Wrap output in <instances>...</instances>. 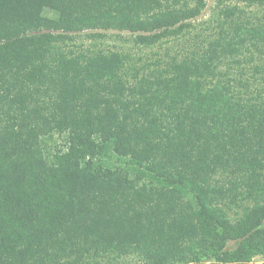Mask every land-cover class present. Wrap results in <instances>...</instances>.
Wrapping results in <instances>:
<instances>
[{
  "label": "trees",
  "instance_id": "16d2710c",
  "mask_svg": "<svg viewBox=\"0 0 264 264\" xmlns=\"http://www.w3.org/2000/svg\"><path fill=\"white\" fill-rule=\"evenodd\" d=\"M205 7L0 0V264L264 256V14L172 52ZM108 31L173 44L76 41Z\"/></svg>",
  "mask_w": 264,
  "mask_h": 264
},
{
  "label": "rangeland",
  "instance_id": "374dc122",
  "mask_svg": "<svg viewBox=\"0 0 264 264\" xmlns=\"http://www.w3.org/2000/svg\"><path fill=\"white\" fill-rule=\"evenodd\" d=\"M226 5H238L239 7L246 8L248 11H252L257 14H264V1L262 3L256 2L254 4H248L243 0H206V7L204 8L202 14L192 21V27L188 28L187 32L182 36V40L173 46L172 52L175 50H181L184 46H191L194 48L195 44H203V40L207 36H211V34H213L216 30V19L219 16L221 8ZM76 41L78 42V45H83L85 47L95 46L97 44L98 46L106 48L117 47L119 49L134 51L136 54L139 50H143L146 51L148 56L155 53V51L160 52L162 48L159 46H165L166 44L165 42L161 44L157 43V45L152 47H136L130 33L126 31H108L107 37L103 39H92L86 35H80ZM171 44H173V41L166 45ZM253 262L257 264H264V256H256Z\"/></svg>",
  "mask_w": 264,
  "mask_h": 264
}]
</instances>
